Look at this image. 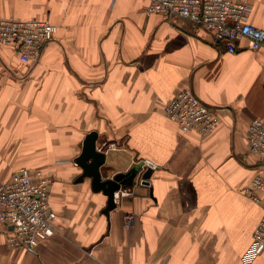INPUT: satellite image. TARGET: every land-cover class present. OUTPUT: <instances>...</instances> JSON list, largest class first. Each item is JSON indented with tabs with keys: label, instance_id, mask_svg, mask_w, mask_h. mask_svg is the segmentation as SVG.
Returning a JSON list of instances; mask_svg holds the SVG:
<instances>
[{
	"label": "crops",
	"instance_id": "0c3cea01",
	"mask_svg": "<svg viewBox=\"0 0 264 264\" xmlns=\"http://www.w3.org/2000/svg\"><path fill=\"white\" fill-rule=\"evenodd\" d=\"M148 1L0 0L3 18L58 27L34 64L0 46V182L40 168L57 214L36 253L2 232L0 264H242L264 216L249 192L264 163L247 139L264 117V47L242 40L230 53L187 20L147 15ZM247 1L248 22L264 29V0ZM184 88L219 111L211 135L166 116ZM91 133L103 182L148 160L151 186L139 170L118 183L128 194L96 191L76 161Z\"/></svg>",
	"mask_w": 264,
	"mask_h": 264
},
{
	"label": "built area",
	"instance_id": "2783aa9c",
	"mask_svg": "<svg viewBox=\"0 0 264 264\" xmlns=\"http://www.w3.org/2000/svg\"><path fill=\"white\" fill-rule=\"evenodd\" d=\"M252 5L247 0H149L147 15L161 14L180 18L207 31L215 45H223L230 53H237L239 42L247 40L249 47H264V29L248 22ZM58 31L47 20L16 21L0 16V46L15 49L20 63L38 62ZM166 116L175 122L182 133L197 131L206 137L215 132L220 113L200 99L191 88L180 90L164 108ZM249 150L264 163V117L255 118L247 129ZM110 146L109 148H112ZM100 150V149H99ZM158 166L148 160L141 164L139 183L151 186L144 173ZM53 183L41 169L33 172L21 169L0 182V234L7 232V244L12 248L36 253L41 242L53 236L56 212L50 204ZM121 188L115 196L128 194ZM257 203L264 202V172L252 181L249 188ZM264 251V216L253 235L252 242L241 258L242 264H252Z\"/></svg>",
	"mask_w": 264,
	"mask_h": 264
},
{
	"label": "water",
	"instance_id": "95a60500",
	"mask_svg": "<svg viewBox=\"0 0 264 264\" xmlns=\"http://www.w3.org/2000/svg\"><path fill=\"white\" fill-rule=\"evenodd\" d=\"M97 138L98 135L96 133L87 135L83 144L82 154L76 161L83 168L84 174L93 178V188L96 191L103 190L112 199L114 193L122 188L120 184L118 186V183L127 184L131 182L141 169V165L133 168L127 175H118L113 181L103 182L100 167L104 163L105 155L97 150ZM151 174L152 170L148 169L144 173L143 178L149 180Z\"/></svg>",
	"mask_w": 264,
	"mask_h": 264
},
{
	"label": "rangeland",
	"instance_id": "374dc122",
	"mask_svg": "<svg viewBox=\"0 0 264 264\" xmlns=\"http://www.w3.org/2000/svg\"><path fill=\"white\" fill-rule=\"evenodd\" d=\"M21 169H26V168H21ZM37 169H40V168H36V170H37ZM26 170H29V168L26 169ZM29 171H31V170H29ZM33 171H35V170H33ZM33 171H32V172H33ZM14 173H15V172H14ZM14 173H13V174H14ZM262 196H263V195H261V197H262Z\"/></svg>",
	"mask_w": 264,
	"mask_h": 264
}]
</instances>
